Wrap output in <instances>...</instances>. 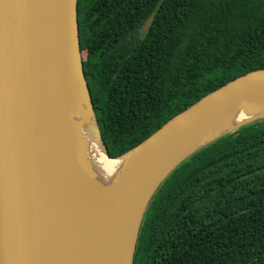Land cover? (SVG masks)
<instances>
[{
    "label": "trees",
    "instance_id": "obj_1",
    "mask_svg": "<svg viewBox=\"0 0 264 264\" xmlns=\"http://www.w3.org/2000/svg\"><path fill=\"white\" fill-rule=\"evenodd\" d=\"M77 21L109 158L229 81L264 69V0H77ZM132 264H264V118L171 172L146 208Z\"/></svg>",
    "mask_w": 264,
    "mask_h": 264
},
{
    "label": "water",
    "instance_id": "obj_2",
    "mask_svg": "<svg viewBox=\"0 0 264 264\" xmlns=\"http://www.w3.org/2000/svg\"><path fill=\"white\" fill-rule=\"evenodd\" d=\"M75 77L94 117L77 0H0V264H132L146 208L171 172L204 145L264 118L225 132L209 124L264 96V69L236 77L117 157L135 160L118 195L98 211L85 197L86 160L77 152L68 108ZM259 108L264 104H245L244 113ZM97 134L109 158L98 128Z\"/></svg>",
    "mask_w": 264,
    "mask_h": 264
},
{
    "label": "bare ground",
    "instance_id": "obj_3",
    "mask_svg": "<svg viewBox=\"0 0 264 264\" xmlns=\"http://www.w3.org/2000/svg\"><path fill=\"white\" fill-rule=\"evenodd\" d=\"M70 89L71 98L68 108L72 113L71 122L77 126L74 141L77 152L86 160V163L81 167L85 197L90 207L103 211L105 203L118 195L120 182L129 171L135 158L132 154L116 159L107 158L98 138L86 92L77 77L71 80ZM249 103L252 106L264 104V96L253 97ZM249 103L234 105L213 118L209 124L220 126L225 132L264 116V108L245 114V104ZM98 201H101L102 205H99Z\"/></svg>",
    "mask_w": 264,
    "mask_h": 264
},
{
    "label": "rangeland",
    "instance_id": "obj_4",
    "mask_svg": "<svg viewBox=\"0 0 264 264\" xmlns=\"http://www.w3.org/2000/svg\"><path fill=\"white\" fill-rule=\"evenodd\" d=\"M80 77V76H79Z\"/></svg>",
    "mask_w": 264,
    "mask_h": 264
}]
</instances>
